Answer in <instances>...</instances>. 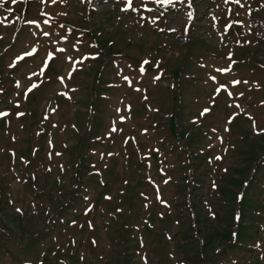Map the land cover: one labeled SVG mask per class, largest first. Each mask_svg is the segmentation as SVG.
<instances>
[{
    "label": "rangeland",
    "instance_id": "rangeland-1",
    "mask_svg": "<svg viewBox=\"0 0 264 264\" xmlns=\"http://www.w3.org/2000/svg\"><path fill=\"white\" fill-rule=\"evenodd\" d=\"M190 1L0 0V264H264V0Z\"/></svg>",
    "mask_w": 264,
    "mask_h": 264
},
{
    "label": "snow or ice",
    "instance_id": "snow-or-ice-1",
    "mask_svg": "<svg viewBox=\"0 0 264 264\" xmlns=\"http://www.w3.org/2000/svg\"><path fill=\"white\" fill-rule=\"evenodd\" d=\"M13 2H15V0H13ZM53 3L56 2V0H52ZM236 3H240V0H235ZM127 4L128 7L131 8L132 7V0H127ZM191 15V13H189V16ZM45 35H47V33H45ZM60 51H63V49H60ZM145 63H147V61H145ZM217 71H227V69H218ZM125 79H127V77H125ZM212 79H215L214 77ZM236 83H239L238 81ZM33 87H36V85H33ZM205 111H208L207 109H205Z\"/></svg>",
    "mask_w": 264,
    "mask_h": 264
},
{
    "label": "trees",
    "instance_id": "trees-1",
    "mask_svg": "<svg viewBox=\"0 0 264 264\" xmlns=\"http://www.w3.org/2000/svg\"><path fill=\"white\" fill-rule=\"evenodd\" d=\"M226 248H227V247H222V248L220 249L221 255L223 254L222 261H227V260H228V256H227V254H224V252L226 253ZM217 256H218V254H217L216 256H214V258L216 259ZM216 260H217V259H216ZM209 264H210V263H209ZM217 264H221V262H218V261H217Z\"/></svg>",
    "mask_w": 264,
    "mask_h": 264
}]
</instances>
